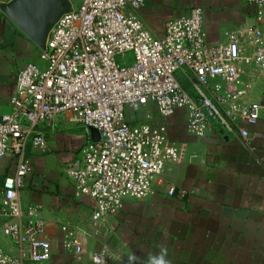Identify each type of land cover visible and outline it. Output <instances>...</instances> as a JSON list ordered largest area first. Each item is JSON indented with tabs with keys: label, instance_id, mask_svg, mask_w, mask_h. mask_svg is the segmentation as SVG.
<instances>
[{
	"label": "built area",
	"instance_id": "1",
	"mask_svg": "<svg viewBox=\"0 0 264 264\" xmlns=\"http://www.w3.org/2000/svg\"><path fill=\"white\" fill-rule=\"evenodd\" d=\"M248 2L260 23L264 0ZM144 3L78 0L51 26L39 52L42 65L27 63L17 73L10 111L0 115V162L10 156L15 165L2 183L0 218L2 234L27 248V262L0 248V264H44L50 259L38 209L22 211L18 199L32 171L26 145H45L39 125L53 127L67 116L86 132L100 133L99 142L87 140L80 162L65 169L75 194L93 201L90 222L97 233L99 223L117 215L125 201L148 198L153 183L179 159L165 126L129 124L126 109L153 105L163 119L184 110L186 130L197 138L217 126L246 141L250 134L244 127L260 120V105L249 98L252 85L244 79V68L264 74V29L251 25L226 34L221 44L208 45L202 10L192 8L188 15L167 21L162 36L156 37L139 18ZM246 43L251 54L243 47ZM60 232L62 249L80 260L84 250L76 227L63 225ZM106 260L105 252L90 256L92 264Z\"/></svg>",
	"mask_w": 264,
	"mask_h": 264
},
{
	"label": "crops",
	"instance_id": "2",
	"mask_svg": "<svg viewBox=\"0 0 264 264\" xmlns=\"http://www.w3.org/2000/svg\"><path fill=\"white\" fill-rule=\"evenodd\" d=\"M11 0H0V7ZM202 10V32L208 45L225 41L226 34L251 25L264 29V18L255 21V7L248 0H145L139 11L144 26L161 37L167 21ZM247 54L253 52L243 44ZM40 49L0 11V115L10 111L19 70L27 63L41 66ZM251 82L250 100L260 105L255 126H245L250 136L241 140L213 126L204 137L186 130V112L170 118L159 116L153 105L126 109L129 124L165 126L168 141L179 149V159L168 166L151 194L141 201L127 200L120 212L106 217L94 233L90 217L93 201L75 194L65 169L76 166L90 132L69 122L67 116L54 126L41 124L43 148L30 142L25 157L32 171L18 192L22 211L35 206L44 222L42 237L50 243V259L44 264H92L90 256L105 252V264H150L166 250L171 264H264V74L244 68ZM179 81L182 77L178 76ZM185 89L188 85L182 83ZM236 132V131H235ZM10 156L0 162V194L5 177L14 173ZM174 193L169 196L167 191ZM0 248L27 262V248L1 232ZM76 227L84 250L80 260L61 247L60 227ZM135 257V260H129Z\"/></svg>",
	"mask_w": 264,
	"mask_h": 264
},
{
	"label": "water",
	"instance_id": "3",
	"mask_svg": "<svg viewBox=\"0 0 264 264\" xmlns=\"http://www.w3.org/2000/svg\"><path fill=\"white\" fill-rule=\"evenodd\" d=\"M71 6L69 0H11L2 5L0 11L42 50L51 26ZM89 132L92 142L101 140L97 130L90 129Z\"/></svg>",
	"mask_w": 264,
	"mask_h": 264
},
{
	"label": "clouds",
	"instance_id": "4",
	"mask_svg": "<svg viewBox=\"0 0 264 264\" xmlns=\"http://www.w3.org/2000/svg\"><path fill=\"white\" fill-rule=\"evenodd\" d=\"M129 260L131 262L135 260V257H130ZM150 264H171V262L166 259V250L162 248L158 255L151 258Z\"/></svg>",
	"mask_w": 264,
	"mask_h": 264
},
{
	"label": "rangeland",
	"instance_id": "5",
	"mask_svg": "<svg viewBox=\"0 0 264 264\" xmlns=\"http://www.w3.org/2000/svg\"><path fill=\"white\" fill-rule=\"evenodd\" d=\"M69 1L73 7H75L78 3V0H69ZM186 90L189 91V89H186Z\"/></svg>",
	"mask_w": 264,
	"mask_h": 264
}]
</instances>
